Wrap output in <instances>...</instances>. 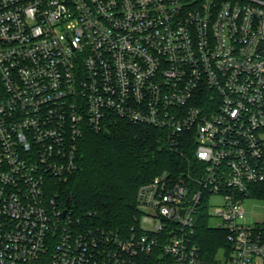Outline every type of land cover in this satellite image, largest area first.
<instances>
[{"label":"built area","instance_id":"2783aa9c","mask_svg":"<svg viewBox=\"0 0 264 264\" xmlns=\"http://www.w3.org/2000/svg\"><path fill=\"white\" fill-rule=\"evenodd\" d=\"M112 117L185 161L138 188L125 235L57 192ZM262 183L264 0H0V264H264Z\"/></svg>","mask_w":264,"mask_h":264},{"label":"trees","instance_id":"16d2710c","mask_svg":"<svg viewBox=\"0 0 264 264\" xmlns=\"http://www.w3.org/2000/svg\"><path fill=\"white\" fill-rule=\"evenodd\" d=\"M166 143L162 131L115 117L99 132L86 131L76 170L57 189L60 201L64 205L69 198L73 216L83 223L128 234L138 216V188L163 171L184 168V159ZM255 197L264 201V183L256 186ZM203 234L210 255L224 245V233L204 229Z\"/></svg>","mask_w":264,"mask_h":264},{"label":"rangeland","instance_id":"374dc122","mask_svg":"<svg viewBox=\"0 0 264 264\" xmlns=\"http://www.w3.org/2000/svg\"><path fill=\"white\" fill-rule=\"evenodd\" d=\"M160 174V173H159ZM219 202V199H216ZM246 216L252 219H264V201L258 200L255 196L245 200Z\"/></svg>","mask_w":264,"mask_h":264},{"label":"water","instance_id":"95a60500","mask_svg":"<svg viewBox=\"0 0 264 264\" xmlns=\"http://www.w3.org/2000/svg\"><path fill=\"white\" fill-rule=\"evenodd\" d=\"M65 206H66V209L69 208V206H70V199H69V198H67V200H66V202H65ZM65 213H66V210H64L63 215H64Z\"/></svg>","mask_w":264,"mask_h":264}]
</instances>
